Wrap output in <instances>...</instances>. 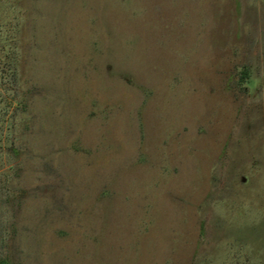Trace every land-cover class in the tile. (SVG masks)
Returning <instances> with one entry per match:
<instances>
[{
  "label": "rangeland",
  "instance_id": "374dc122",
  "mask_svg": "<svg viewBox=\"0 0 264 264\" xmlns=\"http://www.w3.org/2000/svg\"><path fill=\"white\" fill-rule=\"evenodd\" d=\"M1 264H264V0H0Z\"/></svg>",
  "mask_w": 264,
  "mask_h": 264
},
{
  "label": "trees",
  "instance_id": "16d2710c",
  "mask_svg": "<svg viewBox=\"0 0 264 264\" xmlns=\"http://www.w3.org/2000/svg\"><path fill=\"white\" fill-rule=\"evenodd\" d=\"M1 263H3V262L0 261V264H1Z\"/></svg>",
  "mask_w": 264,
  "mask_h": 264
}]
</instances>
